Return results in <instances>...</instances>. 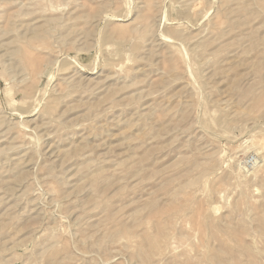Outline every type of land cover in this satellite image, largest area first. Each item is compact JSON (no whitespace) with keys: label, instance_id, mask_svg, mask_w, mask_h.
Here are the masks:
<instances>
[{"label":"rangeland","instance_id":"obj_1","mask_svg":"<svg viewBox=\"0 0 264 264\" xmlns=\"http://www.w3.org/2000/svg\"><path fill=\"white\" fill-rule=\"evenodd\" d=\"M0 264H264V0H0Z\"/></svg>","mask_w":264,"mask_h":264}]
</instances>
